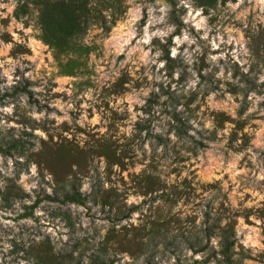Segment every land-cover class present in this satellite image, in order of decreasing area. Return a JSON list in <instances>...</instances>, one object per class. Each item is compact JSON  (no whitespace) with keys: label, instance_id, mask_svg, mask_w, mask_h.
I'll return each instance as SVG.
<instances>
[{"label":"rangeland","instance_id":"rangeland-1","mask_svg":"<svg viewBox=\"0 0 264 264\" xmlns=\"http://www.w3.org/2000/svg\"><path fill=\"white\" fill-rule=\"evenodd\" d=\"M39 1L0 0V264H264V0H120L77 52Z\"/></svg>","mask_w":264,"mask_h":264},{"label":"trees","instance_id":"trees-1","mask_svg":"<svg viewBox=\"0 0 264 264\" xmlns=\"http://www.w3.org/2000/svg\"><path fill=\"white\" fill-rule=\"evenodd\" d=\"M214 1L208 0V3ZM38 3L41 39L59 52H77L79 47L74 39L83 36L91 24L97 23L107 29L108 22H113L122 13L120 0H41ZM100 193L98 189L83 195L78 187L71 185L65 190L63 201L83 205L92 196L97 203ZM108 198L109 195H105L102 201L107 203ZM131 209H127V213ZM124 212L119 211L120 214ZM231 237L228 232L223 238V247L227 251L233 245Z\"/></svg>","mask_w":264,"mask_h":264}]
</instances>
